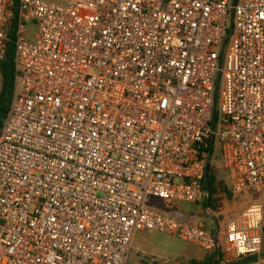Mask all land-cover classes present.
<instances>
[{
  "label": "built area",
  "instance_id": "1",
  "mask_svg": "<svg viewBox=\"0 0 264 264\" xmlns=\"http://www.w3.org/2000/svg\"><path fill=\"white\" fill-rule=\"evenodd\" d=\"M15 21L0 264H174L133 259L138 232L264 264V0H0V61ZM211 142L253 199L224 244L172 213L208 199Z\"/></svg>",
  "mask_w": 264,
  "mask_h": 264
},
{
  "label": "rangeland",
  "instance_id": "2",
  "mask_svg": "<svg viewBox=\"0 0 264 264\" xmlns=\"http://www.w3.org/2000/svg\"><path fill=\"white\" fill-rule=\"evenodd\" d=\"M228 48V47H227ZM225 65L223 58L222 67ZM1 90V76H0ZM222 94V86L218 93V107L220 105V97ZM218 147V145H217ZM216 172L219 181L228 180V174L225 172L221 160L216 164ZM221 202V210L224 218L220 220V242L224 244L226 237V229L228 225L243 213L253 203L250 195H238L233 200L223 198ZM187 212H193L201 218L203 226L207 230H212L217 233V224L213 215H206L203 204L194 203H176ZM219 217L218 214L215 215ZM194 250H200L195 245L179 239L175 235L161 232H138L136 233L132 243V258L135 259L137 253L146 254L155 257L161 261H168L174 264H192ZM264 252V245H263Z\"/></svg>",
  "mask_w": 264,
  "mask_h": 264
},
{
  "label": "trees",
  "instance_id": "3",
  "mask_svg": "<svg viewBox=\"0 0 264 264\" xmlns=\"http://www.w3.org/2000/svg\"><path fill=\"white\" fill-rule=\"evenodd\" d=\"M17 24L16 21L13 23V26L9 32V43L7 45V50L5 58L0 61V76H1V90H0V135L4 126V122L7 118L14 91V81H15V38H16ZM231 30L230 26L227 28L226 39L230 37ZM204 161L207 163L211 159V173H210V184L212 189V204L211 207H208V199L203 203L205 213L207 216L209 214L213 215L217 227L220 228V220L224 218L223 212L220 210L219 202L223 198L233 200V195L228 189L227 184L224 181L218 180V174L216 172V164L221 159L220 151L218 150L215 144H212L210 149L206 152L204 156ZM219 188L221 191L219 192ZM211 212V213H210ZM218 214L219 217L215 215ZM216 233L215 231H212ZM264 256V252L262 254ZM227 258V251L224 245H221L219 256L217 258L216 254L208 255L204 261H193L192 264H211L215 260H218L216 264H223ZM258 259V256H249L246 258H241L239 260L228 262L226 264H249Z\"/></svg>",
  "mask_w": 264,
  "mask_h": 264
},
{
  "label": "crops",
  "instance_id": "4",
  "mask_svg": "<svg viewBox=\"0 0 264 264\" xmlns=\"http://www.w3.org/2000/svg\"><path fill=\"white\" fill-rule=\"evenodd\" d=\"M225 183L228 185L229 184V177L228 180L225 181ZM234 199V197H233ZM147 204L150 208L156 209L158 211L161 212H168L170 210H168L166 208V203L161 201V200H157V199H153V198H149L147 200ZM172 213H178L180 214V217L182 218L183 221L186 220H190L193 219L197 222H201L202 220L200 217H198L197 215H195V213L193 212H187L184 209H182L179 205H174L173 209H172ZM210 232H212V230H208ZM197 247V246H196ZM200 249V248H199ZM193 259L191 261H204L205 258L208 256V254L206 252H204L202 249L200 250H194L193 252Z\"/></svg>",
  "mask_w": 264,
  "mask_h": 264
},
{
  "label": "water",
  "instance_id": "5",
  "mask_svg": "<svg viewBox=\"0 0 264 264\" xmlns=\"http://www.w3.org/2000/svg\"><path fill=\"white\" fill-rule=\"evenodd\" d=\"M230 30H231V34L234 32V17L232 16L231 18V23H230ZM230 37L226 40L224 47H226L229 43ZM220 85V79L218 82V88ZM217 93H218V89L216 92V100H217ZM211 168H212V164H211V159H209V161L206 164V185H207V189H208V193H209V197H208V207H211L212 204V189H211V184H210V173H211ZM211 213V212H210ZM220 235V228L217 229V233L216 236L219 237ZM217 258L219 256V252H217L216 254ZM218 260H215L213 263L211 264H216Z\"/></svg>",
  "mask_w": 264,
  "mask_h": 264
}]
</instances>
